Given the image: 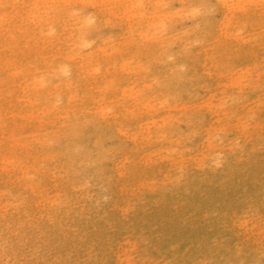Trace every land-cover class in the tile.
<instances>
[{
    "label": "rangeland",
    "instance_id": "rangeland-1",
    "mask_svg": "<svg viewBox=\"0 0 264 264\" xmlns=\"http://www.w3.org/2000/svg\"><path fill=\"white\" fill-rule=\"evenodd\" d=\"M0 264H264V0H0Z\"/></svg>",
    "mask_w": 264,
    "mask_h": 264
},
{
    "label": "bare ground",
    "instance_id": "bare-ground-1",
    "mask_svg": "<svg viewBox=\"0 0 264 264\" xmlns=\"http://www.w3.org/2000/svg\"><path fill=\"white\" fill-rule=\"evenodd\" d=\"M95 39V38H94ZM64 70H65V68H64Z\"/></svg>",
    "mask_w": 264,
    "mask_h": 264
}]
</instances>
